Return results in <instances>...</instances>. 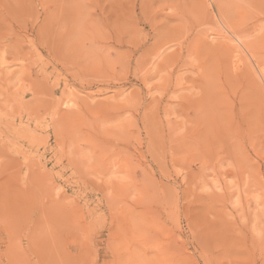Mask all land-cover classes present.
Segmentation results:
<instances>
[{"label": "rangeland", "instance_id": "rangeland-1", "mask_svg": "<svg viewBox=\"0 0 264 264\" xmlns=\"http://www.w3.org/2000/svg\"><path fill=\"white\" fill-rule=\"evenodd\" d=\"M0 264H264V0H0Z\"/></svg>", "mask_w": 264, "mask_h": 264}, {"label": "bare ground", "instance_id": "bare-ground-1", "mask_svg": "<svg viewBox=\"0 0 264 264\" xmlns=\"http://www.w3.org/2000/svg\"><path fill=\"white\" fill-rule=\"evenodd\" d=\"M240 42V41H239ZM263 70V69H262ZM259 71H261V70H259Z\"/></svg>", "mask_w": 264, "mask_h": 264}]
</instances>
